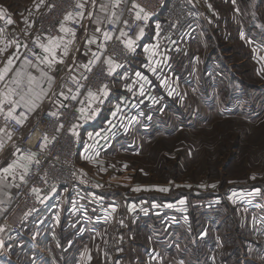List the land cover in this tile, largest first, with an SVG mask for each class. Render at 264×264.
Returning <instances> with one entry per match:
<instances>
[{
  "label": "rangeland",
  "instance_id": "374dc122",
  "mask_svg": "<svg viewBox=\"0 0 264 264\" xmlns=\"http://www.w3.org/2000/svg\"><path fill=\"white\" fill-rule=\"evenodd\" d=\"M194 1L206 16L195 36L189 42L177 45L176 51L171 48L166 54L144 55L143 51L138 52L133 68L145 67L151 56L154 66L156 59L164 62L168 55L169 64L172 56L178 55L175 60L176 67L181 65L180 69H175L180 78L178 81H200L202 87L206 86L204 89H209L208 92L212 89L211 83L222 88L223 101L217 104L221 116L209 111L203 95L198 96L200 91L191 94L190 90L187 94L184 87L182 97L177 96L178 92L172 93L168 85L163 94L177 97L176 101L186 109L180 117L162 118L169 132L162 131L147 142L131 136L133 147L101 156V162L89 164L83 176L105 185L103 188L107 191H130L131 200L137 196L141 200L150 193L165 195L164 201L177 199L178 207L174 211H178L179 233L176 241L170 243L172 249L176 247L184 264H264V203L257 204L261 213L256 214L255 205L245 207L244 200H241L244 198L240 197V192L247 188L245 183L264 181V103L259 98L264 91H250L240 100L224 89L225 81H228L230 86L233 85L230 89L239 92L240 81H231L230 78L240 79L241 75L245 78L251 70L249 63L239 64V61L248 60L258 49L264 51V0ZM6 8L0 6L1 17L9 14L4 12ZM21 10L18 8V12ZM153 31L151 28L148 34L152 36ZM7 33L4 32L2 39L6 40L1 45L10 40L11 31ZM180 60H183L182 64ZM170 73L171 70L168 76L172 78ZM131 81H137V78L132 75ZM245 82L255 90H260L261 86L264 88V81ZM149 91L150 86L143 85L131 92L132 119L133 107L139 104L133 100L138 95H148ZM154 97L156 93L150 94V101ZM135 120L142 122V119ZM103 172L116 176V179L102 180L98 174ZM128 172H131V186H127ZM160 188L168 191H160ZM261 190V199H264V188ZM153 207L145 210L146 213L140 211L138 215L149 218ZM174 211L171 215L175 217ZM162 217L156 216L155 220ZM122 221L124 225L118 247L103 244L97 238L99 264H168L164 247L158 245L161 242H154L155 249L150 254L140 248L141 241L136 249L131 243L130 255L125 234L127 221L123 213ZM132 224L131 221V232L137 234L138 227ZM159 228L155 234L160 232ZM22 233L23 230L20 235ZM143 237L141 235V239Z\"/></svg>",
  "mask_w": 264,
  "mask_h": 264
},
{
  "label": "crops",
  "instance_id": "0c3cea01",
  "mask_svg": "<svg viewBox=\"0 0 264 264\" xmlns=\"http://www.w3.org/2000/svg\"><path fill=\"white\" fill-rule=\"evenodd\" d=\"M79 1L85 5L82 18L83 29L78 32L75 31L74 37L71 35L69 39H63L60 47L56 49L57 62H55L51 68L47 64L40 63V61L32 62L31 65L25 66V59L19 57L15 51L3 49L1 44L6 38L2 39V37L5 31L6 35L9 34L7 33V30L10 29V27L7 28V26L2 23V20H0V29H2V32H0V39H2L0 42V49H3L0 51V68L5 66L9 58H12L13 60L12 71L8 73V76L3 82H0V90H3L4 85L9 82L17 70H23L36 76L41 88L46 92V95L43 96L38 103V107L29 112L30 117L25 119V127L27 130L42 113L45 111H57L64 104L67 99L66 97L70 95V90L64 83L67 77L81 73L88 66L100 60L104 47V42H102L104 39L103 31L109 21L117 20L118 18V5L114 0H95V3H93V0ZM43 4L44 0L43 2L42 0H0V6L3 8L7 7L4 12L9 13L13 18H20L26 10L30 11V9H38ZM37 5H39V7H37ZM101 5L106 6L104 11H101ZM18 8L22 10L18 12ZM113 13H115V15H113ZM0 18L2 19L1 16ZM97 20H99L100 23H97ZM97 28H99L100 31H97ZM140 31L132 38V40L134 41V44L141 45L143 48V44L150 39V36H147L149 29L147 31L143 30V35L140 34ZM93 37L96 38L95 43L89 44L88 41ZM69 41H71V43H69ZM42 43L47 44L48 40ZM65 45H67L68 48L67 55H64ZM45 55L47 54L41 48L40 58L43 59ZM177 57L178 55H173L169 64L167 63L168 60L167 62H161L156 59L155 68L150 71L152 72L154 70L153 73L150 74L152 81H147V75L144 77L143 81H131V74H128L124 69H119L118 67L113 68L111 70L114 77L113 84L107 92L94 100L100 104V109L98 112L96 111L97 113L95 112V115H93L94 120L83 128V135L81 137L83 146L82 152L85 150L84 143L87 138L85 133L90 130L96 131L104 127L108 121L112 120L117 115L120 106L125 104V109L126 107L131 108V92L140 89L143 85L150 86V93L146 96L142 95V97L138 95V97L133 100L134 103H137V101L139 102L140 108L132 113L134 117L133 119H127V123L131 119L130 132L124 134L122 131H118L115 136L111 135L108 139L110 140L108 150L104 151L102 156L109 153L116 154L122 149L129 150L134 146V142H131L133 141L131 136H134L133 138L135 140H145V142H147L149 138L153 139L162 131L169 132L167 131V125L162 118L172 116L180 117L184 114L186 109L182 103L179 104L177 102V97H172V95H170V97L169 94H167V98L166 94H163L165 87L168 85L171 86L172 93L178 92L177 96L182 97L184 87L186 88L187 94L190 90H192L191 94H198L200 91L198 96L203 95L204 101L207 102L206 107L209 111H214L218 116H221L220 107L217 104H220L221 101H223V95L221 94L222 88H220L219 85H213L211 83L212 89L208 92L209 89H204L206 86L202 87V82L200 81H178L180 78L176 74L175 69H180L181 65L176 67L175 60ZM249 57L250 58L247 57L248 60L241 59L239 61V64L249 63L251 66V70L245 74L246 79L242 75L239 77V84L241 85L239 87L241 90L239 92L231 90L233 85L230 86L228 81H225L224 85L225 90H229V92L234 95V98H239L240 100L244 98V95H249L251 92L258 91L260 93V91H264L263 86L260 87L259 85L258 87H260V90H255V88L249 86L248 82H245L246 80L264 81V51L258 49V51L254 53L252 52ZM49 59H51V57H49ZM60 60L63 62L60 63ZM180 63L182 64L183 60H180ZM134 65L135 64H133L132 61V63H130V69L131 66ZM135 69L136 68L134 67L133 71ZM227 69L228 75L230 76L229 67ZM41 70L47 72L48 76L53 79L49 81L47 77L41 78ZM169 70H171L170 74L173 75L172 78H169L168 76ZM146 72L148 73V71ZM156 75H158L159 81L161 82L154 79ZM200 87L202 89H200ZM37 90L39 91V89ZM219 92L220 94H218ZM61 93H63V95H61ZM155 93L156 96L159 97V100L156 101L155 104H151L149 102L150 94ZM228 97L230 98L231 96L229 95ZM259 98H261V103H264L263 92H261ZM120 101L121 103H125L121 104ZM135 119H142V122L139 123V121ZM0 141L3 142V148L0 149V170H2L13 161L19 160L21 155L19 142L9 138V133L6 130L0 132ZM99 144L102 148L107 147V141L103 137L99 139ZM87 158L88 156L86 153L85 155L84 153H80L77 158L78 172L80 176L77 177L76 182L79 184V187L76 184V186H72L68 189L60 188L53 191L46 198L44 205L29 218V222L25 224L23 233L20 236L13 235L9 231H0V241L3 242L2 246H0V251H2L0 252V263L99 264L100 257H98L99 255L97 253L99 240L104 244L108 236L107 234L113 226L112 223L109 224L110 222L99 226L93 224L92 221H86L81 214L85 209L81 212L79 211L83 205L86 207L90 206L83 195L92 191L109 204L111 203L116 215L123 213L124 217H126L127 224L125 234L127 237V246H129L128 253L130 255L131 253L129 250L131 249V243L136 249V247H138L136 245H139V241H141L140 243L142 244L140 248L143 249V251L145 249V252L150 254L153 253L152 251L155 249L153 247L155 244L154 242H161L158 245L164 247L165 257H167L168 264H175L177 261L180 263L183 262L184 264L182 257L180 258V253L176 247L172 249V243H170L176 241L179 233V230H177V223L179 220L177 217L178 211H174L175 209L177 210L178 200L164 201L162 198L165 195H155L153 193L143 196L141 200L137 199L138 196L131 200L130 191H107L103 188L105 185L102 186L100 182L97 183L95 180H87L84 178L83 172L87 169L86 167L89 164L92 165L93 161L101 162L102 160H99L101 157L95 160ZM19 163L27 167L24 160H19ZM106 173L107 172H103L102 174H98V176H101L102 180L104 178L107 180L109 177L112 178L111 180L116 179L114 178L116 176ZM24 174L25 170L23 167H17L11 175L4 174L0 171V203L9 200L10 196L8 194V189L16 185V183H19L21 181V175L24 176ZM127 178L129 180L127 186H131V172H128ZM108 182L111 183L110 180H108ZM258 183H245V187L247 188L240 192V197L244 198L241 199L244 200L243 205L247 207L249 204L252 206L254 204L255 207L253 209L256 214L261 213V209L257 204L264 203V199H261V193L263 191L261 189L262 187L264 188V181L260 182L258 180ZM115 184L119 185L120 183H114V185ZM257 189H259V192H257ZM80 190L85 192H79ZM175 191L176 190H174V192ZM255 194H257L256 198L254 197ZM156 199L159 200L155 201ZM142 202H144V204H142ZM134 204L136 206H132ZM137 204L142 205L137 206ZM151 207H153L154 213H149V218L138 215L140 211L144 212ZM246 209L247 208L244 209V212L247 213ZM173 211L175 217L171 215ZM3 215L4 210L0 208V221L3 218ZM159 215H162L163 217L159 220H155L156 216ZM131 221L133 222L132 225L138 227L137 234L133 233L134 231L131 232ZM175 223L176 225H174ZM158 227H161L158 229L160 232L155 234L157 233L156 229ZM140 231L143 233H140ZM141 235H144L143 239H141ZM179 262L176 264H179Z\"/></svg>",
  "mask_w": 264,
  "mask_h": 264
},
{
  "label": "built area",
  "instance_id": "2783aa9c",
  "mask_svg": "<svg viewBox=\"0 0 264 264\" xmlns=\"http://www.w3.org/2000/svg\"><path fill=\"white\" fill-rule=\"evenodd\" d=\"M114 1L116 3V0ZM78 2L80 1L44 0L40 8L26 11L20 18H13L10 14L2 16V23L7 28L10 27L7 31H11V35L10 40L1 47L15 51L21 58H27L32 62L38 61L36 57H41V48L38 46L40 43L49 40L50 37L63 39L71 37L70 33L60 31L62 22L65 27L74 31L83 29L82 18L75 17V13L83 11L76 7ZM133 3L140 5L151 14L147 20L135 18L139 9L133 8ZM117 9V20L109 21L103 31V33L109 32L112 38L107 41L103 39L104 47L100 60L81 73L65 79L64 83L69 88L70 95L57 111H45L28 130L25 127V120L21 125L14 120H5L4 115H0V130H6L11 134L12 140L19 142L21 156L31 157L24 160L27 165L24 180L10 187L9 200L0 203V208L4 210L0 221V229L3 231L20 235L29 218L44 205L46 198L53 191L60 188L68 189L76 184L79 187L76 180L80 176L77 164L80 153L84 155L86 153L87 159L100 158L104 151L108 150L110 142L108 139L111 135L115 136L118 131L124 134L130 132L131 119L128 123L127 119L131 118V108L125 109V102L120 101L124 105L120 106V110L112 120L96 131L90 130L85 133L87 138L84 143L85 150L82 152L83 128L94 120L93 115L100 109V104L94 100L107 92L113 84L114 77L112 71L110 72L109 58L120 65L119 69H124L131 76L134 75L137 81H143L146 75L147 81H152L150 74L154 70L150 71L155 68L151 60L152 56L145 67H138L133 71L131 66L130 69V63L139 57L137 53L143 51L144 55L166 54L165 52H169L171 48L176 51L177 45H183L195 36L200 22L206 17L194 0H120ZM70 12L73 13L74 19L66 21L65 16ZM143 15L144 13H141V16ZM8 19L14 22L8 24ZM151 28L154 29L152 36L148 34L151 33ZM141 29L145 31L149 29L147 36L149 35L150 39L143 44V48L141 45L133 44L134 50H130L125 41L135 37ZM121 32L126 35L121 36ZM167 60L168 55L165 57L166 62ZM137 73L140 75L137 76ZM154 79L159 81L158 75ZM89 92L94 93V97L89 96ZM72 96H76V99H71ZM158 100L159 97L156 96L150 103L154 104ZM4 107L6 112L10 106L5 104ZM81 108L86 111L81 113L79 111ZM139 108L138 104L133 107V111ZM53 112L57 115H49ZM21 113L27 118L30 117L29 111L23 107L17 109L16 115L19 116ZM73 126L77 135H73ZM45 135L48 137L46 143ZM102 137L107 141L106 148H102L99 144V139ZM33 189L39 191L34 192ZM83 196L90 205L86 207L82 204V209H79L80 212L85 209L81 213L85 220L99 226L112 223L113 227L105 244L118 247L122 238L121 227L124 225L122 214L116 215L111 203L109 204L95 192L90 191Z\"/></svg>",
  "mask_w": 264,
  "mask_h": 264
},
{
  "label": "snow or ice",
  "instance_id": "6c2138e0",
  "mask_svg": "<svg viewBox=\"0 0 264 264\" xmlns=\"http://www.w3.org/2000/svg\"><path fill=\"white\" fill-rule=\"evenodd\" d=\"M43 2V0H42ZM120 0H116L117 5L119 4ZM93 3H95V0H93ZM84 4L78 2L76 7L83 9L84 8ZM37 7H39V5H37ZM105 5H101V11L105 10ZM133 8L139 9V11L136 12V19L140 20V19H144L147 20L149 18V16L151 15L150 13H147L140 5L133 3ZM141 13H144L143 16H141ZM83 11L77 12L75 13V17H79V18H83ZM91 15V14H90ZM113 15H115V13H113ZM74 19V15L73 13H68L65 16V20H73ZM14 21L11 19L7 20L8 24H12ZM97 23H100L99 20H97ZM60 31L64 32V33H70L73 37L75 36V31L72 28H67L65 27L64 23L62 22L60 25ZM97 31H100L99 28H97ZM0 32H2V29H0ZM140 34L143 35V29H141ZM126 33L121 32V36H125ZM103 37L104 40H110L111 34L107 31H105L103 33ZM96 38L93 37L92 39H90L88 41L89 44L91 43H95ZM37 41H39V37H37ZM63 41L62 37H50L48 40L47 44L44 43H40L38 46L40 48L43 49V51L47 54L43 57V59H41L39 56L36 57V59L38 61H40V63H44L47 64L50 68L52 67V65L57 62L56 61V49L58 47H60L61 43ZM69 43H71V41H69ZM126 46L130 49V50H134L133 49V44L134 41L129 38L125 41ZM7 47V45H6ZM26 47V45H25ZM3 49H0V51H2ZM147 51V49H146ZM68 53V48L67 45L64 46V55H67ZM33 55H35V53H33ZM49 57H51V59H49ZM60 63H62L63 61L60 60ZM91 63V62H90ZM110 67V72L113 68L119 67L120 65L115 64L110 58L108 60ZM32 61L28 60L27 58H25L24 60V65L28 66L31 65ZM12 67H13V60L12 58H9L5 64V66L3 68H0V82H3L5 80V78L8 76V73H10L12 71ZM87 67V66H85ZM140 74L137 73V76H139ZM43 77H47V79L49 81H51L53 78L48 76L47 72H44L43 70H41V78ZM11 85V86H9ZM106 87V86H105ZM39 89V91L37 90ZM141 94H143V91H141ZM46 95V92L43 90V88H41L39 80L37 79L36 76L32 75L29 72H25L23 70H17L14 73V76L9 80V82L7 84L4 85L3 90H0V115H4L5 120H14L16 121L17 124H23L24 120L27 118L26 115L24 113H21L19 116L16 115V111L18 108L23 107L25 108L27 111L31 112L33 110H35L36 107H38V103L41 101V98L43 96ZM61 95H63V93H61ZM89 96L94 97V93L89 92L88 93ZM67 98V97H66ZM71 99H76V96H72ZM5 104L9 105L10 107L7 109V111L5 112ZM81 113H84L86 110L84 108H81L79 110ZM49 115L51 116H56L57 113L53 112V113H49ZM60 127H63V125H60ZM2 131V130H0ZM73 135H77V133L75 132V126H73ZM9 138H11V134H9ZM44 141L45 143L48 141V137L47 135L44 136ZM3 148V142L0 141V149ZM26 159H31V157H25V156H20L19 160H26ZM19 160L17 161H13L12 163H10L7 167L3 168L2 171L4 174H9L11 175L13 173V171L17 168V167H23L25 171H27V167L25 165H22L19 163ZM38 162V161H37ZM255 177H253L254 179ZM21 180H24V176L21 175L20 177ZM138 190V189H137ZM160 191H168L167 188H160ZM34 192H38V189H33ZM257 192H259V189H257ZM181 203H184L183 201H181ZM0 231H3V229H0ZM2 241H0V246H2ZM181 264H183V262H181Z\"/></svg>",
  "mask_w": 264,
  "mask_h": 264
},
{
  "label": "trees",
  "instance_id": "16d2710c",
  "mask_svg": "<svg viewBox=\"0 0 264 264\" xmlns=\"http://www.w3.org/2000/svg\"><path fill=\"white\" fill-rule=\"evenodd\" d=\"M205 27H206V26H204V30H205ZM196 33H197V32H196ZM231 81H240V79H236V78L233 79V78H231Z\"/></svg>",
  "mask_w": 264,
  "mask_h": 264
}]
</instances>
